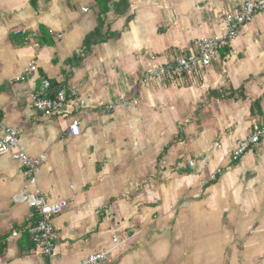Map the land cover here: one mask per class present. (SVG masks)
<instances>
[{"label":"crops","instance_id":"1","mask_svg":"<svg viewBox=\"0 0 264 264\" xmlns=\"http://www.w3.org/2000/svg\"><path fill=\"white\" fill-rule=\"evenodd\" d=\"M243 1L128 0L124 14L102 15L114 35L68 64L98 23L95 0H0V124L19 130L29 155L46 154L38 187L68 204L54 218L49 259L32 249L29 206L12 200L22 168L13 150L0 154V264H78L113 236L121 244L112 262L98 264H264V144L236 162L227 156L264 120V11L201 73L138 81L222 33V14ZM42 28L53 44L38 43ZM12 33H28L27 42L13 44ZM31 60L38 71L19 79ZM42 78L77 90L73 111L49 117L32 106ZM117 92L138 104L106 111ZM73 117L77 136L68 133Z\"/></svg>","mask_w":264,"mask_h":264},{"label":"built area","instance_id":"2","mask_svg":"<svg viewBox=\"0 0 264 264\" xmlns=\"http://www.w3.org/2000/svg\"><path fill=\"white\" fill-rule=\"evenodd\" d=\"M82 9L87 10V8ZM263 11L264 0H245L233 10L224 12L220 18L224 26L222 33L197 38L195 41L196 52L194 53L182 54L177 57L171 56L159 64L145 68L138 79L141 87L147 88L155 83L163 86L171 83L177 76H194L201 73L218 60L220 50L226 48L237 37L240 28ZM151 58L154 59V56ZM37 71L35 60H31L19 79L28 78ZM50 91V80L42 78L38 89L31 94L32 106L44 116L68 114L70 109L73 111L77 106L74 100L78 92L74 87L63 84L58 86L53 94ZM138 102L136 95L117 92L115 98L106 104L105 109L108 112L126 111L136 106ZM0 127L2 128L0 154L13 150L12 157L19 162L26 179L24 186L12 197V200L26 203L29 206V217L33 222L27 227L26 232L32 242V249L51 259L54 256L55 244L59 239V230L54 224V218L67 208V201L49 197L38 187V174L47 160L46 154L29 155L18 146L19 130L17 128L1 126V124ZM68 133L71 136L81 133L79 118H72L68 126ZM260 144H264V120H255L251 124L250 132L237 139L228 151V159L231 162L239 161L246 152ZM189 165L193 166L194 162L189 161ZM221 171V168L217 167L203 183L215 180ZM13 236L16 237L17 232H13ZM120 244L121 240L113 236L112 245L109 248L89 253L78 264L110 263L113 258V249H116Z\"/></svg>","mask_w":264,"mask_h":264},{"label":"trees","instance_id":"3","mask_svg":"<svg viewBox=\"0 0 264 264\" xmlns=\"http://www.w3.org/2000/svg\"><path fill=\"white\" fill-rule=\"evenodd\" d=\"M96 4L99 7L98 13V23L93 30L88 32L83 39V48L81 52L77 55H73L71 59L67 60L68 64H71L74 60L78 62L82 59V56L90 51L91 47L95 44L102 43L107 41L110 37L114 35V32L105 28V21L102 18V15H105L110 9H114L119 15L124 14L128 9V0H95ZM38 43L41 45H51L53 44V40L48 34L47 30L44 28L41 29V33L37 35ZM10 40L15 45H21L27 42L28 33H12L10 34ZM51 83V91L54 93L55 89L64 84V82H57L55 80H50Z\"/></svg>","mask_w":264,"mask_h":264}]
</instances>
